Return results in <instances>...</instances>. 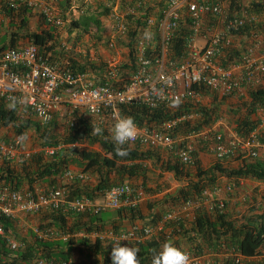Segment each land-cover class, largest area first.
I'll list each match as a JSON object with an SVG mask.
<instances>
[{
  "label": "built area",
  "instance_id": "obj_1",
  "mask_svg": "<svg viewBox=\"0 0 264 264\" xmlns=\"http://www.w3.org/2000/svg\"><path fill=\"white\" fill-rule=\"evenodd\" d=\"M137 8H148L149 0H136ZM23 7L39 14L44 22L52 27L61 28L64 20L60 16L57 0H0V18L4 17L5 8L19 11ZM246 7V8H245ZM162 9V8H161ZM129 12V13H131ZM121 11H112L109 16L113 40L111 48L116 47V40L129 34L127 15ZM159 16H149L146 27L139 30L136 41V71L125 85L116 86L113 82H126L119 77L118 65L109 66L110 81L96 85L89 73L75 72L68 65L49 63L41 54L37 45L27 43L17 48H7L0 54V101L8 105L30 110L42 123L50 127L57 119L64 106L69 108V128L79 124L80 113H87L94 124L100 128L113 125L123 115L124 106H145L150 109L160 107L174 108L173 101L179 97L180 105L203 98V91L218 93L222 98L237 96L244 99L252 89L264 88V28L260 23V14L244 6L240 12L232 13L230 6L220 1L211 0H167ZM189 23V29L183 23ZM248 27V33H241ZM262 31V32H261ZM186 33L183 50L174 53V40ZM157 34L159 42H156ZM251 37L254 40L247 52L240 54L236 61L224 62L227 50L233 49L236 37ZM204 37L205 44L199 40ZM257 48L263 52L258 54ZM264 111L260 109V111ZM84 115V114H83ZM196 113L185 114L173 120H167L160 126H139L138 137L126 145H144L164 148L174 153L185 167L195 166L196 153L202 141L213 142V151L218 159H226L238 154H245L257 159L264 147L261 133L264 132V114L258 128L248 135L235 133L226 140L222 129L223 118L200 130H194L187 136L173 135L171 130L180 122L195 120ZM25 136L19 135L12 141L0 138V160L13 159L23 152ZM71 148L81 144H70ZM65 144L46 147L48 155L54 156ZM83 171L68 170L65 178L69 183L48 191L14 189L11 186L0 187V236L7 247L14 253L27 248L26 242L15 239L6 229L5 220H13L22 214H40L49 210L69 212L80 215L86 212L101 213L108 210L138 208L144 200L146 191L143 187L131 183L113 186L106 193L105 201L95 203L89 197H73L70 185L87 179ZM242 179L228 184L225 188L215 185L205 188L198 196L185 200L182 206L168 212L163 219L151 225H134L126 232L106 234L95 233L100 238L109 237L122 245L144 243L160 235L172 222L182 229V212L189 210L225 213L228 202L220 195L227 191L233 193L243 185ZM264 182V181H263ZM35 234L40 240H68L71 234L62 233L58 228L36 227ZM82 237L85 236L81 232ZM79 235V233H78ZM77 236V235H76ZM87 236V235H86ZM190 256V264H243L245 256L235 248L223 246V254L229 260L214 262L210 258ZM255 259H264V246L261 255ZM13 264H24L14 262ZM37 264H76L72 258L55 262L40 258Z\"/></svg>",
  "mask_w": 264,
  "mask_h": 264
},
{
  "label": "trees",
  "instance_id": "obj_2",
  "mask_svg": "<svg viewBox=\"0 0 264 264\" xmlns=\"http://www.w3.org/2000/svg\"><path fill=\"white\" fill-rule=\"evenodd\" d=\"M135 1L136 0H133L134 5L136 4ZM166 1L167 0H161L159 2L160 10L163 9ZM211 1L221 2L222 0ZM228 1H230V10L232 13L240 12L245 6V0ZM109 2L110 5H108ZM112 2H114V0H101L97 2L95 6V4H92L89 0H57V5L60 9V16L63 18L64 22H68V17L72 13L73 7H77L81 13L78 18H73V20L69 22L68 27L70 37L76 32L77 35H79L77 36L78 38L82 32L90 33L94 28L97 29L98 33L104 31L102 17L111 15L113 11L112 8L114 7ZM80 4L82 7H80ZM130 7H132V5ZM252 8L260 14L264 8V3L262 5L252 1ZM31 14L32 11L26 7H23L19 11L5 8L4 17L11 19V28L15 30L12 31V33L6 31L1 36L0 54L7 48H17L18 41L22 39L23 41L37 45L43 57L51 64L68 65V67L75 72L92 74L91 78L96 85L105 84L110 81L108 74L110 65L104 56L98 55V60H93L90 56H75L73 51L68 49L64 39H61V35L56 27L53 28L45 23L50 27L49 29L30 30L29 17ZM152 14L153 11H151L150 8L145 10L137 8L134 13L131 12L127 15L126 21L130 31L126 38H120L122 41L120 40L119 43L120 46H125V50L129 51V53L125 60L118 65L120 66L118 67L120 70L119 77L126 82L114 81L113 83L116 86L125 85L128 81V76L136 71L135 46L138 33L139 30L146 27V20L149 16H152ZM2 25L3 24L0 23V33H2L1 29L4 28ZM241 33H248V27ZM186 35L187 34L184 33L183 37H178L174 40L173 50L175 54H180L182 52ZM97 38L102 40L100 34H98ZM73 42H75V40ZM156 42H159L158 34ZM231 57L234 59V56ZM236 58H238V55H236ZM210 93L211 91L204 90L203 96L208 97ZM211 96L214 98V103L208 106H199V104H195L194 102H189L174 108L160 107L158 109H150L145 106H124L122 112L123 115L132 116L139 126H160L167 120H173L192 112L196 113L200 116L199 119L180 122L177 127L171 130L172 134L175 136H187L194 130L212 126L219 118L223 117L224 109L222 106H228L230 100L227 98L219 99L217 95L211 94ZM249 96V102L245 103L244 100L240 101V103L238 102L239 105L230 103L229 106L231 115L233 117H238L237 123L235 121L234 123L237 125V131L241 135H248L258 128L260 122L258 119L255 120L253 116L258 115V111L264 108V88L250 91ZM83 117L84 115L79 117V124L76 128L68 129L69 131L64 142H61L62 140L54 134L56 121L50 128H46L42 134L45 145L50 147H57L62 143H79L81 145L100 144L101 151L88 150L82 147L70 149L71 155L74 156L73 161L77 162L79 166H84L85 171H93L99 175V183L95 190L86 191L82 197H89L93 200L96 191L105 194L113 186L123 184L130 178L146 175L147 169L145 161L152 159L154 155H156V152L149 149L143 151L136 145H124V147L129 150L130 154L127 157H118L115 154V144L112 140V133L108 131L109 129L101 128L103 130L101 135H92V127H96V124H94L90 118ZM19 119L16 109L10 110L6 107L5 102L0 101V123L6 126L14 124L19 135L31 126L37 128L39 132L41 131V125L39 123L31 120L19 122ZM110 127L113 126L111 125ZM260 138L263 142V136ZM68 155L69 152L67 149H61L54 155L55 162L45 163L43 161L44 157L38 156L32 160H29V158L23 161L18 168L12 167L8 162L0 168V187L8 185L14 189L23 190L24 182L28 180L30 191H34L33 185L36 181L41 179V177L44 178L47 175L52 176L54 172L61 171L65 165H68L70 162L67 158ZM196 159V170L198 171L196 175L197 178L193 177L190 171L185 170L186 167L180 163L179 158L176 156L175 161H171L166 165V169L174 172L177 178H188V185L181 189L178 199L181 198L185 201L189 198L198 196L205 188H213L217 183V174H221L229 180L238 181L240 179H251L264 181V162H260L254 158H251L253 159L252 161L246 162L239 168H225L222 164H217L211 170L200 168L197 153ZM137 209L138 208H131L129 210L135 212ZM228 212L229 209L226 210L225 213L210 212L212 218L210 215L202 214L198 217L194 231H196L207 244H211L212 246L210 247H214L218 252L223 251V246L235 248L245 256V264H264V259H255L257 256L261 255V248L264 246V210L257 206H253L250 209V215H243L242 218H233ZM60 213L61 216L64 214L61 211ZM102 213L104 212L97 214L86 212L80 214L83 217L88 216L90 218V223L81 224L75 223V221V224L71 226L67 225V219L61 217L62 224L58 229L62 233L71 234L68 240H40L37 238L34 243L28 244L25 250L17 252L15 255L0 236V264H13L19 261L24 264H37V260L40 258H47L55 262L67 261L72 258L74 259V252L80 245L93 257L94 264H111L110 253L112 245L115 242L112 241L113 244L105 246L100 237H97L95 242L90 240L93 234L103 232L102 229L96 227V222L100 219L99 214L101 215ZM180 227L183 228L182 223ZM82 228L85 230H82ZM80 232L85 234L81 239L76 236ZM162 241V237L155 236L144 243L136 244L135 247L140 250L138 255L141 264H152V249L159 251ZM81 252L85 253L84 250ZM98 256H100L101 259H97L96 257Z\"/></svg>",
  "mask_w": 264,
  "mask_h": 264
},
{
  "label": "crops",
  "instance_id": "obj_3",
  "mask_svg": "<svg viewBox=\"0 0 264 264\" xmlns=\"http://www.w3.org/2000/svg\"><path fill=\"white\" fill-rule=\"evenodd\" d=\"M88 1V0H86ZM92 4L97 5V2H100L101 0H89ZM161 0H149L148 8H150L151 11H153L152 16L158 17L159 16V2ZM252 1H254L256 4H262L264 3L263 0H245L247 4H244L245 6L250 8V11L257 13L254 8H252ZM113 4H116L118 9L121 12L129 13L132 11V9L135 7L133 0H114L112 2ZM110 5V2L108 3ZM132 5V7H130ZM58 7V5H57ZM132 8V9H131ZM74 9V7L72 8ZM59 12L60 9L58 8ZM159 11V12H158ZM37 14V13H36ZM35 13L32 12V14L29 17V24L34 23L36 26V30H45L49 29L50 27L45 24L43 18L39 15L37 17ZM1 24L5 26V24L11 22V19L8 17H3V20H0ZM260 23L262 28H264V8L262 9V12L260 13ZM110 25V23H109ZM3 26V27H4ZM105 27V25H104ZM54 28V27H53ZM57 28V27H56ZM183 28L188 30L189 29V23L184 22ZM33 30V29H30ZM35 31V30H33ZM262 32V31H261ZM62 39V37H61ZM28 42L23 41L22 39L18 41V47H21ZM199 43L201 45L205 44L204 37H201L199 40ZM254 43L253 38L251 37H236L235 39V45L233 49L227 50V54L223 58L224 62H232L236 61L238 58H236V55L238 57L243 52H247L249 48H251L252 44ZM256 52L258 54H261L263 52L262 48H257ZM234 56V59H232ZM107 58V55L105 56ZM105 58V59H106ZM133 73H131L132 75ZM128 76V77H131ZM92 77V74H90ZM254 90V89H252ZM251 90V91H252ZM217 95L219 99H223L221 96L218 95L216 92L210 93L208 97L203 96L202 101L206 103L205 105H212L214 103V98L211 96ZM249 97L241 99L237 96H232L230 98H227L230 100L228 103V106L223 105L222 107L225 108V116L221 117L223 118V124H221L220 128L222 129L225 139L228 141L231 139V137L237 133V128H234L237 126L232 123L230 125L227 121L230 118L231 122L235 121L237 123L238 117L231 116L230 113V103L232 104H238L240 101L248 100ZM203 105V104H201ZM239 105V104H238ZM200 106V105H199ZM6 107L10 110L16 109V113L18 115L19 122H24L26 120H31L34 122H37L41 125V131L39 132L37 128L31 126L28 129H26L22 134L25 136V144L24 149L21 154H19L17 157L13 159H6V160H0V168H2L6 163H10L12 167H19L23 161L29 159L32 160L35 157H44L45 163H52L55 162L54 156L48 155L46 151L45 141L43 140L42 146L34 145L30 142L31 135H34L37 137L39 135L40 138H42L43 132L46 130V128H50L45 126L40 118L36 115H34L30 110L24 109V108H17L11 105L6 104ZM230 113V114H229ZM260 110L258 111V115H254L253 118L256 120L258 119L259 122H262V116L260 114ZM83 118H90L93 121V118L88 115L87 113H83ZM82 113H80V117L83 116ZM229 114V115H228ZM69 108L68 106H64L63 109L58 113L56 125L59 126L60 123L66 122V124L69 121ZM200 116L196 114L195 120L199 119ZM216 123V122H215ZM214 123V124H215ZM213 124V125H214ZM261 124V123H260ZM113 126L112 122H108L107 126L104 128H107L109 132H111ZM212 125V126H213ZM211 126H207L206 128H209ZM19 136L17 133V129L14 124H11L9 126L3 125L0 123V138L4 139L6 141H12L16 139ZM67 136V135H66ZM65 136V137H66ZM183 136V135H180ZM65 137L63 140H65ZM43 139V138H42ZM264 139V135H263ZM64 142V141H63ZM264 143V141H263ZM65 144V143H63ZM97 145L100 146V144L90 145V144H84L81 146L86 147L88 150H94V151H101L102 149L98 148ZM70 144H65L63 149H67L69 152L68 159L70 162L68 165H65L61 171L54 172L52 176H45L44 178L41 177L38 181L35 182L33 185L34 190L36 189H42L44 191L51 190L53 188L60 187L62 185H65L69 183L67 179L65 178V173L68 170H72L74 172H80L83 171L85 174H87V179L83 181H77L70 185L71 188V195L73 197H82V195L85 194L88 190H95L99 183V175L96 172L93 171H85L84 166H79L77 162L73 161L74 156L71 155L70 152ZM135 146V145H131ZM141 148V150H152L156 152L154 157L152 159L146 160V175L140 176L137 178H130L125 183H131L136 186H141L145 189L146 195L144 200L139 205L138 209L134 212L129 210L130 208H123L122 210H108L101 215L99 214V221L96 222V227L99 229H102V234H106L108 232H126L130 230L134 225H151L156 224L160 222L163 217L168 214V212L179 209L184 199H178L180 196L181 189L188 185L187 180L188 178L182 177L181 179L176 177V174L174 172L168 171L166 169L167 163L171 161H175V156L177 155L174 153V151H170L168 149L164 148H154L150 146H144V145H136ZM101 147V146H100ZM197 156H198V162L200 168L204 170H211L213 169L217 164H222L225 168H239L240 166H243L246 162L252 161L250 157H248L245 154H238L233 157H229L226 159H218L215 155V152L213 151V142L206 143L202 141V143L199 144L198 150H197ZM28 160V161H29ZM260 162H264V147L260 149V155L259 158L256 159ZM29 164V163H28ZM196 165L192 167H186V171H190L193 177H196L197 170ZM37 172V171H36ZM217 183L216 185L226 187L228 184H232L237 182V180H229L228 178L222 176L221 174H217ZM197 178V177H196ZM244 182L243 185H239L240 187L236 188L233 193H228L227 191H224L220 197L222 199L227 200L228 202V209L229 214L233 218H242L243 215L249 216L250 215V209L253 206H257L258 208H261L264 210V182L258 181V180H251V179H242ZM23 190L30 191V184L28 180L24 182ZM106 193L103 194L102 192H95L94 194V202L97 204H101L105 201ZM244 202H248L251 204L250 206H243ZM248 207V209H246ZM227 209V210H228ZM64 214L49 210L40 214L30 215V214H22L18 216L17 218L13 220H5L4 224L6 226V229L12 234V236L20 241L26 242V244L34 243L37 239V236L35 234V228L36 227H47L52 226L58 228L62 224V219H67V225L71 226L75 223H90L88 216H82V215H75L69 212H63ZM89 213H93L89 211ZM210 215L212 218V214L210 212L206 211H197V210H189L182 212V229L177 230V225L175 223H171L167 226L165 231L161 233L160 235H157V237H162L163 241L162 244L165 242H171L174 243L175 246L179 247L183 251H190L195 255H201L205 256L207 258H210L214 262H220L223 260H229L226 254H223L221 251L218 252V250H215L214 247L211 244H207L206 241L199 236V234L194 231L195 226L197 225L198 217L201 215ZM82 216V217H81ZM76 221V222H75ZM75 222V223H74ZM83 222V223H82ZM82 230H85L82 228ZM177 230V231H176ZM78 238L81 239L82 234L81 232L79 235H77ZM97 235H92L90 237V240L92 242H95L97 239ZM105 246H108L112 243V240L109 237L101 238ZM129 247H135V243H131L127 245ZM162 246V245H161ZM214 246V245H213ZM85 251V253H82L81 251ZM97 259H101L100 256L96 257ZM74 260L76 264H94L93 257L89 255V252L86 251V249L83 246H79V248L74 252ZM245 264V263H243Z\"/></svg>",
  "mask_w": 264,
  "mask_h": 264
},
{
  "label": "rangeland",
  "instance_id": "obj_4",
  "mask_svg": "<svg viewBox=\"0 0 264 264\" xmlns=\"http://www.w3.org/2000/svg\"><path fill=\"white\" fill-rule=\"evenodd\" d=\"M222 2H224L225 4L230 6V1L222 0ZM81 4H80V7H82ZM244 4H247V3L244 2ZM112 10L120 11L118 9V7L116 6V4H114V7L112 8ZM36 15H37V17L39 16L38 14H36ZM80 15H81V13L77 9V7L74 8L72 10V13L68 17V19H69L68 22H64V25L61 28H57L58 29L57 31L60 33L61 37L64 39V42L67 44L68 49L72 50L73 54L77 57H81V56L82 57L83 56L88 57V56H90L91 59L98 60L99 56L105 57L107 55V58L106 57L105 58H106V61L108 62L109 65L114 66V65L121 64V62H123L125 60L129 51L125 50V46H123V45L120 46L119 41L120 40L122 41V39H120V38L116 40V47L115 48L110 47V43L113 40V37L111 34L112 23H111L109 16H103L102 17L103 23L105 25L103 32L98 33L97 29L94 28V30L90 33L82 32L80 37H78V38H77V36H79V35H77L76 32H74L72 34V36L70 37L69 31H68L69 22H71L73 20V18H78ZM0 20H3V18H0ZM109 23H110V25H109ZM18 24H20V23H18ZM11 25H12L11 22L5 24V26L2 25V27L4 26V28L1 29L2 33H0V38L4 32L8 31L9 33H12V31L15 30V29L11 28ZM29 28L36 31V26L34 25V23L30 22ZM98 34L101 35L102 40H99L97 38ZM74 40H75V42H73ZM248 97L249 98H248V100H245V103L249 102L250 96H248ZM198 104L199 105L203 104L204 106H207V105H205L206 103H204L202 100ZM223 109H224V114H223V117H224L226 115L225 114L226 110H225V108H223ZM261 109H263V108H261ZM260 112H261L260 114L262 116L264 114V111L262 110ZM227 122L230 125H232V123L234 124V121L231 122L230 118L228 119ZM234 128H236V126ZM54 129H55L54 134L56 135V137H59V139L62 140L61 142H63L64 141L63 138L68 134V131H69L68 129H70V128L68 127V123L66 124V122H62L59 124V126L58 125L54 126ZM261 134H262L261 135V137H262L264 135V132ZM30 142L33 143L34 145L38 144L39 146H42L43 139L40 138L39 135L37 137H35L34 135H31ZM81 147L86 149V147H84V146H81ZM97 147L99 149L101 148L99 145H97ZM246 205L250 206L251 204H249L248 202H244L243 206H246ZM246 209H248V207Z\"/></svg>",
  "mask_w": 264,
  "mask_h": 264
},
{
  "label": "clouds",
  "instance_id": "obj_5",
  "mask_svg": "<svg viewBox=\"0 0 264 264\" xmlns=\"http://www.w3.org/2000/svg\"><path fill=\"white\" fill-rule=\"evenodd\" d=\"M180 103L181 100L177 97L172 106L178 107ZM102 132L103 130L100 127H92V135L99 136ZM111 133L115 144V154L118 157H127L130 153L124 145L134 142L138 137V125L134 118L129 115L119 116L112 127ZM139 252L138 248L122 245L120 241H117L111 248V264H141ZM152 253V264H190L189 254L171 242L163 243L159 251L152 249Z\"/></svg>",
  "mask_w": 264,
  "mask_h": 264
}]
</instances>
